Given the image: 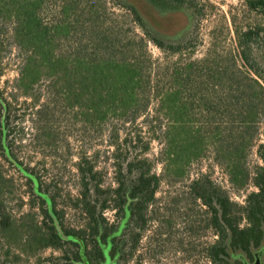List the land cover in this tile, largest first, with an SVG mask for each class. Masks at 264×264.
Instances as JSON below:
<instances>
[{"label": "rangeland", "instance_id": "374dc122", "mask_svg": "<svg viewBox=\"0 0 264 264\" xmlns=\"http://www.w3.org/2000/svg\"><path fill=\"white\" fill-rule=\"evenodd\" d=\"M62 7L69 27L66 48L79 43L94 54L93 26L101 38L119 36L123 54L141 64L146 81L139 95L149 104L132 120L113 111L94 115L47 102L45 83L35 91L36 102L18 96L9 148L55 198L62 225L76 232L89 220L78 202V164L84 159L94 165L100 189L92 187L90 201L96 215L101 213L100 226L95 235L84 236V253L81 244L67 239L59 248L34 251L20 244L9 254L1 242L0 264H264V236L249 245L235 241L217 199L228 196L239 227H250L248 198L259 192L254 182L263 165L264 116L248 117L246 107L253 105L252 97L264 99L254 82L264 85V6L252 9L249 0H46L43 17L58 20ZM11 44L0 33V86L9 93L18 77ZM237 67L240 85L233 74ZM167 92L173 93L168 99ZM242 109L254 126L229 134L231 122L242 124L237 113ZM168 123L191 127L195 134H171L176 136L171 141L163 132ZM176 145L183 155L172 154ZM229 152L242 162L236 181ZM0 164L13 178L4 188L14 216L28 213L34 203V212H40L41 201L27 178L9 161L0 158ZM142 173L156 176L151 185L139 184ZM209 201L221 227L215 226Z\"/></svg>", "mask_w": 264, "mask_h": 264}, {"label": "trees", "instance_id": "16d2710c", "mask_svg": "<svg viewBox=\"0 0 264 264\" xmlns=\"http://www.w3.org/2000/svg\"><path fill=\"white\" fill-rule=\"evenodd\" d=\"M44 1L46 0H0V33L4 31L11 39V49L16 50L14 56L18 65V77L11 92H7V88L0 86V158L9 161L22 172L41 201L38 203L40 212H34V203L28 213H24L18 218L15 217L13 210L5 204L6 192L4 188L13 182V178L7 175L0 164V243L2 242L7 247V254L20 244L29 246L31 251L47 247L59 248L65 239L68 242L81 244L84 253L87 246L84 236L87 233L93 236L98 232L99 217L101 216V213H99V217L96 215L97 208L90 201L92 187L94 186L97 192L100 189V183L96 180L97 172L94 165H90L83 159L78 164L81 191L78 202L82 212L89 220L86 227L79 232L67 229L62 225L55 198L42 190L39 179L9 148L7 139L10 134L9 124L12 108L17 103L18 96L33 97L36 102L39 100V96L35 91L45 83L47 102H60L65 107L78 108L94 115L97 113L108 115V112L113 111L132 120H135L140 114H145L149 104L147 98L145 101L139 95V89L146 81L140 67L141 64L135 60L136 58L131 60L123 54L124 45H122V39L119 36H114V39L111 40L112 36L104 33V37L101 38L93 26L90 35L95 48L94 54L85 53L84 46L79 43L76 44V48L70 50L64 43L66 35L69 33V27L66 24V7H62L59 11L58 20L47 21L43 17ZM249 5L252 9H257L259 6H264V1L249 0ZM130 11L139 24L144 27L137 10L130 6ZM118 34L120 35V33ZM155 43L161 44L158 40H155ZM120 50L121 52H118ZM244 57L248 63L250 59L247 55ZM238 68H235L236 71L233 74L237 77V83L240 85ZM2 76L3 70L0 69V81ZM254 82L259 84L264 95V85L257 79H254ZM165 95L168 99L173 93L167 92ZM251 99H253V105L251 102L247 105V116L255 115L257 117L259 115L263 117L264 99L255 97ZM257 100L262 103L254 102ZM45 106L46 104L43 107L40 106L41 108L36 111V114H41ZM244 112L243 109L242 111L237 110L244 120L238 126L231 122L229 134H244L245 128L254 126L251 123L256 121H246ZM259 122L261 121H258V124ZM163 132L168 135L171 141L176 138V136L172 138L171 134H195L191 127L183 126L182 128L180 124L176 126L172 123H168ZM176 150L177 152L174 153ZM172 154L178 157L184 153L179 149V145H176ZM228 154L227 163L233 180L236 181L234 179L235 169L241 166V158L240 155L232 152ZM259 154L263 165L254 182L259 188V192H252L249 195L247 206L250 227H239L238 218L233 216L234 204L228 196L217 198L227 229L231 230L235 241L246 245L253 241L258 243L264 236V143L260 146ZM154 177L156 176L142 173L137 181L145 187L151 185ZM94 181H96L95 184ZM198 195L205 197L204 192ZM208 204L215 212V226L221 227L217 208L211 201ZM39 213L43 217L41 221L38 220ZM26 218H29L28 223L24 221ZM47 220L51 224H48ZM76 238L78 241L75 240Z\"/></svg>", "mask_w": 264, "mask_h": 264}]
</instances>
